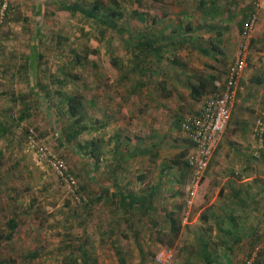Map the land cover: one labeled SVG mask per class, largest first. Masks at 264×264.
<instances>
[{"label":"rangeland","instance_id":"1","mask_svg":"<svg viewBox=\"0 0 264 264\" xmlns=\"http://www.w3.org/2000/svg\"><path fill=\"white\" fill-rule=\"evenodd\" d=\"M94 1L0 0V264H155L164 247L172 251L170 264H229L217 256L214 240V154L193 197L187 194L190 169L180 155L151 160L176 180L155 191V204L144 201L143 209L139 198H147L151 163L138 168L148 178L127 180L128 188L122 182L120 192L132 196V206L119 195L104 197L100 188L106 181L100 163L114 148L142 149L147 141L164 150L188 146L179 122L223 81L230 55L214 56L213 20L203 32L208 19L199 0H181V14L179 0H99L103 12L119 6L115 27L64 9ZM151 38L154 50L138 45ZM197 76H205L207 86L192 96ZM239 86L246 101L235 103L221 141L250 145L253 118L264 108L258 93H264V0ZM69 96L80 102L82 117L68 114ZM153 101L161 105L152 114ZM89 143L96 147L91 161ZM40 146L70 164L79 200L37 152ZM263 232L247 248L262 246L254 264H264Z\"/></svg>","mask_w":264,"mask_h":264},{"label":"crops","instance_id":"2","mask_svg":"<svg viewBox=\"0 0 264 264\" xmlns=\"http://www.w3.org/2000/svg\"><path fill=\"white\" fill-rule=\"evenodd\" d=\"M204 1L206 5L202 13L206 15L204 19H208V23H205L203 32L210 29V20L212 19L214 22V56L219 54V51L220 53L230 54L227 55V60H225L227 62V65L225 64L227 68L235 58L238 48L237 43L240 42L239 33L241 22L247 10L250 9L251 0ZM176 5L180 6L179 14H181V12L184 11L181 0H179ZM176 12L177 11H175V13ZM180 35L179 32L173 35L180 40V42L177 43V47L182 45V37ZM222 82L219 83L213 91H215ZM242 89L243 88L240 89L238 85L236 100L230 113L236 102L238 105L240 102L246 101ZM258 93H262L264 96L263 92L258 91ZM164 103L165 102H163V105ZM151 104L153 105L151 108L152 114L156 113L157 107L161 104L158 105V103L154 101ZM256 107H258L257 104ZM263 110L264 108L257 112V115L253 118L252 124ZM137 127L141 128L142 131L145 129L142 128V125H138ZM151 129L152 128H149L147 130ZM249 138L250 145L245 142H241V145H232L229 142L220 141L214 152V159H216L214 160V181H216V186L214 187L213 210L214 240L218 241L219 244V251L216 253L217 256L224 257L229 264H239L241 260L246 258L250 252L249 250H251H247L248 246L252 244L253 241L259 239L260 236L258 232L264 231V147L258 148L251 134V127ZM187 142L188 146H185V148L176 147L171 150H164L160 142L150 143L149 141L143 142L142 149L131 148L127 151L120 148L112 149L110 154H108V160H102V163H100L102 164L100 168L102 171L101 174L106 179L100 187L103 191L101 192L102 195H104V197L108 196V194L110 196H121L119 191L124 183L126 186L127 180H130L133 184H138V182H141L145 177L148 178L149 174L150 184L148 185L150 189L147 198L145 197L146 199H143V201L148 202L150 205L155 204V197L158 195L155 191L162 190L164 192L172 188L170 184L172 180L170 179L175 181L176 177H170L166 174L167 171L165 170L162 172L158 171L157 161L155 163V161L151 162V160H179L178 155L184 157V160H186V157L192 150L191 143L188 140ZM88 160L91 161L95 159L88 155ZM142 163L143 165L151 163L153 165V172L147 174L145 173L147 171L139 170L138 168ZM88 165L91 166V162H89ZM167 165L166 163V166ZM171 167L173 172H175V168L178 166L176 167L175 164H172ZM113 174H117V177H112ZM108 177L111 179L108 180ZM123 181L124 183H122ZM159 182L163 184L160 189L156 187ZM126 188L128 187L126 186ZM122 197H127L126 199L131 201L129 198L132 196L126 191L123 192ZM192 201L193 199L191 198L188 202L189 204L187 203L185 206V216L182 218L183 225L188 221L187 219L189 217V209L191 208ZM250 218H254V220L248 221ZM170 220L171 218H169V221ZM263 256L262 254V257Z\"/></svg>","mask_w":264,"mask_h":264},{"label":"built area","instance_id":"3","mask_svg":"<svg viewBox=\"0 0 264 264\" xmlns=\"http://www.w3.org/2000/svg\"><path fill=\"white\" fill-rule=\"evenodd\" d=\"M261 0H251L240 26V42L232 63L228 65L222 84L205 96L204 101L193 113L186 114L180 120V131L183 137L191 143L192 150L186 157L190 169L188 178V194L193 197L200 184L210 159L218 147L228 123L231 108L236 100L238 85L244 69L247 66L249 43L255 31ZM251 134L258 148L264 147V110L258 115L251 126ZM32 147L35 142L34 134H29ZM37 152L48 159L49 165L63 186L79 200L74 175L66 161L40 146ZM262 246L255 244L250 250L244 264H254L259 257ZM172 251L165 247L155 255V264H170Z\"/></svg>","mask_w":264,"mask_h":264},{"label":"trees","instance_id":"4","mask_svg":"<svg viewBox=\"0 0 264 264\" xmlns=\"http://www.w3.org/2000/svg\"><path fill=\"white\" fill-rule=\"evenodd\" d=\"M113 2L115 4H117V1L116 0H113ZM198 5H199V10L202 12L203 8L206 5V2L204 0H199V4ZM102 7H103V5L99 2V0H95L94 3L91 6H88V7H81L77 3H72L70 5H68V4L65 5L64 6V9L70 10L72 12H80L83 16L88 17L90 19H93L95 21H98L101 24H107L110 27H115L116 26V22L114 21V17H117V16L121 15V12L119 11L120 10L119 9V6H116V7L115 6H112L114 8H112L111 10H109V12L108 11L107 12H103ZM152 40H153L152 38H151V41L150 42L147 41V40H142L141 42H138V45H143V46H145L147 48L149 47L148 50L149 49L150 50H154V49H152V48L155 47V46H153ZM202 52L207 53V51L205 49H202ZM225 72H226V70H225ZM224 77H225V74H224ZM197 78H198V84L196 86L195 85H192L191 86L190 93L192 94V96H198V95H200L201 94L200 91L201 90H204L206 88V86H207L206 80H205V76H197ZM80 106H81L80 105V102L76 99V97L69 96L67 98V111H68V114L70 116L77 118L76 115L79 114V117H82V114L80 112ZM179 128H180V125H179ZM89 145H90V143L88 144V146ZM95 150H96V147L93 144H92L91 147L89 146L88 155H90V156L93 157ZM62 159H64V158L62 157ZM68 166H69L70 170L72 171L70 164ZM120 194L122 196V193L121 192H120ZM123 198H127V197H123ZM139 200H140L139 206L142 209L145 208V205L146 204L143 201V198H139ZM134 204L135 203H133L132 200L129 202V206H132ZM170 221H171V226H175L176 225V221L173 218H171ZM174 229L177 232V229L178 228L176 226H175ZM253 247H254V245H253ZM201 250L205 254V260L207 262H210L209 259H208L209 253L207 251L206 246L205 245L202 246ZM261 252L262 251H260V254H261ZM260 254H259V256H261ZM119 263L120 264H124V261L121 260Z\"/></svg>","mask_w":264,"mask_h":264}]
</instances>
